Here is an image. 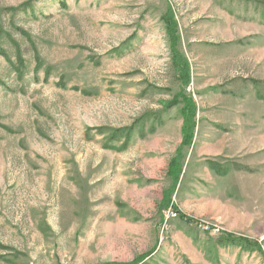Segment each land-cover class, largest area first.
<instances>
[{"label": "rangeland", "instance_id": "rangeland-1", "mask_svg": "<svg viewBox=\"0 0 264 264\" xmlns=\"http://www.w3.org/2000/svg\"><path fill=\"white\" fill-rule=\"evenodd\" d=\"M27 1L0 0V264H264V0ZM169 7L197 107L173 202L194 223L160 209L183 125Z\"/></svg>", "mask_w": 264, "mask_h": 264}, {"label": "trees", "instance_id": "trees-1", "mask_svg": "<svg viewBox=\"0 0 264 264\" xmlns=\"http://www.w3.org/2000/svg\"><path fill=\"white\" fill-rule=\"evenodd\" d=\"M38 0H29L21 5V9L27 10L28 8L32 7L33 2ZM63 6H66V0H61ZM14 10H18L14 9ZM163 21L166 26L167 35L170 38V47L172 52V65L177 73L178 80L181 84V90L174 96L169 102H166L167 107H172L175 105H182L180 109V113L183 117V125H182V142L179 148L177 149L176 155L172 158L169 163L168 167V176L172 179L173 184L168 189H166L163 193V199L161 200L160 209L168 210L171 209L173 213L176 214V217L181 218L183 221L194 223L196 222L195 219L187 216L184 214L179 207L173 202V195L176 191L179 179L183 172L184 162H185V153L184 148L190 147L193 143V139L195 136V129H196V113L197 107L196 103L191 97L186 93V86L190 84L191 81V69L188 59L184 56L182 52L178 49V45L181 39L180 31H179V24L175 17V13L171 7L168 8L167 12L163 15ZM7 38L10 42H14L12 36L7 34ZM2 31L0 30V54L3 55L5 58L10 60L7 52L3 49L2 43ZM23 63V58L21 54L19 55V64ZM14 67L15 64L13 65ZM129 128L126 129H114L111 130L112 138L116 141H119L123 135L127 138L130 136V132L132 131ZM211 167H217L214 163L211 164ZM217 169H220L218 167ZM221 174H225L226 171L220 170ZM224 243L226 245L229 244H236L241 246L244 250L247 251H255L259 250V245L257 243L253 244L248 239L242 237H236L232 234H227L224 238ZM153 252L139 256L133 262L128 264H144L146 259L152 255Z\"/></svg>", "mask_w": 264, "mask_h": 264}, {"label": "built area", "instance_id": "built-area-1", "mask_svg": "<svg viewBox=\"0 0 264 264\" xmlns=\"http://www.w3.org/2000/svg\"><path fill=\"white\" fill-rule=\"evenodd\" d=\"M173 214V216H176V214L175 213H172Z\"/></svg>", "mask_w": 264, "mask_h": 264}]
</instances>
